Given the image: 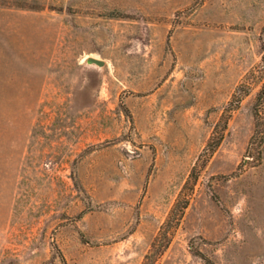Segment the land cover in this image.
<instances>
[{
	"label": "rangeland",
	"instance_id": "1",
	"mask_svg": "<svg viewBox=\"0 0 264 264\" xmlns=\"http://www.w3.org/2000/svg\"><path fill=\"white\" fill-rule=\"evenodd\" d=\"M263 93L264 0H0V264H264Z\"/></svg>",
	"mask_w": 264,
	"mask_h": 264
},
{
	"label": "water",
	"instance_id": "2",
	"mask_svg": "<svg viewBox=\"0 0 264 264\" xmlns=\"http://www.w3.org/2000/svg\"><path fill=\"white\" fill-rule=\"evenodd\" d=\"M87 64L88 65H95L99 68H102L105 66V62L103 60H99V59L92 58V57L87 59Z\"/></svg>",
	"mask_w": 264,
	"mask_h": 264
},
{
	"label": "trees",
	"instance_id": "3",
	"mask_svg": "<svg viewBox=\"0 0 264 264\" xmlns=\"http://www.w3.org/2000/svg\"><path fill=\"white\" fill-rule=\"evenodd\" d=\"M263 95H264V93H263Z\"/></svg>",
	"mask_w": 264,
	"mask_h": 264
}]
</instances>
